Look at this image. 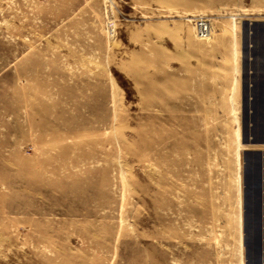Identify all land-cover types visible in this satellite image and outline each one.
<instances>
[{
  "label": "rangeland",
  "instance_id": "rangeland-1",
  "mask_svg": "<svg viewBox=\"0 0 264 264\" xmlns=\"http://www.w3.org/2000/svg\"><path fill=\"white\" fill-rule=\"evenodd\" d=\"M254 201L264 0H0V264H264Z\"/></svg>",
  "mask_w": 264,
  "mask_h": 264
},
{
  "label": "water",
  "instance_id": "water-1",
  "mask_svg": "<svg viewBox=\"0 0 264 264\" xmlns=\"http://www.w3.org/2000/svg\"><path fill=\"white\" fill-rule=\"evenodd\" d=\"M258 164V167L260 168V163H261V160L259 159L258 160V162H257ZM261 173L258 171V192H257V195H258V197L260 198V196H261V183H262V178L260 177L261 175H260ZM261 204H258V219H257V223H258V225H259V227H258V229H257V231H258V238L260 237V235H261V224L263 223V219H261L262 218V214H261ZM246 230V217L244 216V220H243V245L245 244V231ZM258 259H260V257H259V255H258Z\"/></svg>",
  "mask_w": 264,
  "mask_h": 264
},
{
  "label": "flooded vegetation",
  "instance_id": "flooded-vegetation-1",
  "mask_svg": "<svg viewBox=\"0 0 264 264\" xmlns=\"http://www.w3.org/2000/svg\"><path fill=\"white\" fill-rule=\"evenodd\" d=\"M252 208H253L252 209V213L253 214L251 216V220H250V223H249V225L251 226V228L249 229V234H252L253 237L251 238V236H249L248 243L250 244V249L252 248V251H254V240H255V237L257 235V225H258L257 220H256L257 218H256V215H255L256 214V210L255 209H257L256 208V201L253 202ZM260 211H262L264 213V208H262V206H261V210ZM262 217L264 219V216H262ZM263 225H264V222H263Z\"/></svg>",
  "mask_w": 264,
  "mask_h": 264
},
{
  "label": "bare ground",
  "instance_id": "bare-ground-1",
  "mask_svg": "<svg viewBox=\"0 0 264 264\" xmlns=\"http://www.w3.org/2000/svg\"><path fill=\"white\" fill-rule=\"evenodd\" d=\"M199 21L201 22L202 20H199ZM209 23H206V22L202 21L203 25L201 27H199L198 24H195V31H196L197 36L199 37V39H202L204 41H210L211 40V38H212V36H211L212 29H211V26L209 25ZM207 24H208V27H206ZM203 27H206V31H202Z\"/></svg>",
  "mask_w": 264,
  "mask_h": 264
},
{
  "label": "built area",
  "instance_id": "built-area-1",
  "mask_svg": "<svg viewBox=\"0 0 264 264\" xmlns=\"http://www.w3.org/2000/svg\"><path fill=\"white\" fill-rule=\"evenodd\" d=\"M198 26L201 27L203 24H202V21L200 22H197ZM206 27H208V24L206 25ZM206 27H203L202 31H206Z\"/></svg>",
  "mask_w": 264,
  "mask_h": 264
}]
</instances>
